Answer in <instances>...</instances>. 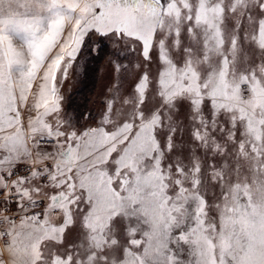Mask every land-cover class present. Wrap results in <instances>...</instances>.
<instances>
[{"label":"snow or ice","instance_id":"snow-or-ice-1","mask_svg":"<svg viewBox=\"0 0 264 264\" xmlns=\"http://www.w3.org/2000/svg\"><path fill=\"white\" fill-rule=\"evenodd\" d=\"M0 264H264V0H0Z\"/></svg>","mask_w":264,"mask_h":264},{"label":"trees","instance_id":"trees-1","mask_svg":"<svg viewBox=\"0 0 264 264\" xmlns=\"http://www.w3.org/2000/svg\"><path fill=\"white\" fill-rule=\"evenodd\" d=\"M89 87H91L90 84H89ZM84 94L87 95V89L85 90V93Z\"/></svg>","mask_w":264,"mask_h":264},{"label":"rangeland","instance_id":"rangeland-1","mask_svg":"<svg viewBox=\"0 0 264 264\" xmlns=\"http://www.w3.org/2000/svg\"><path fill=\"white\" fill-rule=\"evenodd\" d=\"M90 86H91V84H90Z\"/></svg>","mask_w":264,"mask_h":264}]
</instances>
